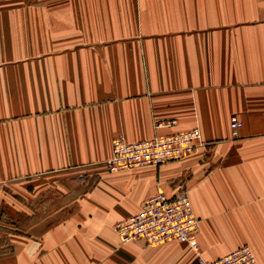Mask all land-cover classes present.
I'll return each instance as SVG.
<instances>
[{"label": "crops", "instance_id": "0c3cea01", "mask_svg": "<svg viewBox=\"0 0 264 264\" xmlns=\"http://www.w3.org/2000/svg\"><path fill=\"white\" fill-rule=\"evenodd\" d=\"M195 128L186 158L106 169L120 134ZM181 189L202 258L264 264V0H0V225L20 224L0 264H199L115 229Z\"/></svg>", "mask_w": 264, "mask_h": 264}, {"label": "built area", "instance_id": "2783aa9c", "mask_svg": "<svg viewBox=\"0 0 264 264\" xmlns=\"http://www.w3.org/2000/svg\"><path fill=\"white\" fill-rule=\"evenodd\" d=\"M174 124L173 121L163 126ZM242 127L243 122L234 116L231 120L234 138L239 137ZM203 145L199 128L137 142H129L120 134L114 140L113 156L106 169L115 172L158 167L186 158ZM115 229L123 244L144 241L149 246H158L179 241L188 243L193 250L199 252L197 233L200 229V219L195 214L185 189L172 196L162 192L151 196L139 213L119 222ZM198 261L199 264H260L248 245H242L214 261H208L199 254Z\"/></svg>", "mask_w": 264, "mask_h": 264}, {"label": "rangeland", "instance_id": "374dc122", "mask_svg": "<svg viewBox=\"0 0 264 264\" xmlns=\"http://www.w3.org/2000/svg\"><path fill=\"white\" fill-rule=\"evenodd\" d=\"M96 177H97V175L88 176V178L86 177L83 180H85V182H87V183L93 184L96 181ZM40 209L43 212V209L42 208H40ZM42 212H40V213H42ZM23 215L24 214H22L21 217ZM19 225L12 223L11 219L4 218L3 225H0V257L11 252L12 246L10 245V242H9V235L12 232H20L19 231L20 230ZM21 228L24 229L23 227H21Z\"/></svg>", "mask_w": 264, "mask_h": 264}]
</instances>
